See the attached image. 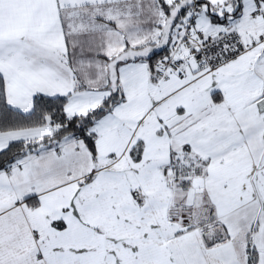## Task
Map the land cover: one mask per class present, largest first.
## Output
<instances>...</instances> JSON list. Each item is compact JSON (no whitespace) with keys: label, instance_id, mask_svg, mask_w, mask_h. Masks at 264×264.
<instances>
[{"label":"snow or ice","instance_id":"obj_1","mask_svg":"<svg viewBox=\"0 0 264 264\" xmlns=\"http://www.w3.org/2000/svg\"><path fill=\"white\" fill-rule=\"evenodd\" d=\"M0 264H264V0H0Z\"/></svg>","mask_w":264,"mask_h":264}]
</instances>
